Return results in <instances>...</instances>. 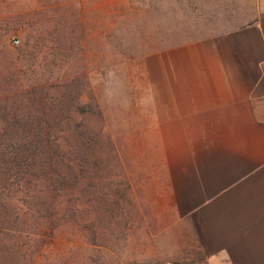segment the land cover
<instances>
[{"label": "rangeland", "instance_id": "374dc122", "mask_svg": "<svg viewBox=\"0 0 264 264\" xmlns=\"http://www.w3.org/2000/svg\"><path fill=\"white\" fill-rule=\"evenodd\" d=\"M211 1L0 0V264L162 263L148 187L183 127L156 55L208 32Z\"/></svg>", "mask_w": 264, "mask_h": 264}, {"label": "crops", "instance_id": "0c3cea01", "mask_svg": "<svg viewBox=\"0 0 264 264\" xmlns=\"http://www.w3.org/2000/svg\"><path fill=\"white\" fill-rule=\"evenodd\" d=\"M221 1L208 32L156 55L161 115L183 127L148 187L162 263L264 264V0Z\"/></svg>", "mask_w": 264, "mask_h": 264}, {"label": "trees", "instance_id": "16d2710c", "mask_svg": "<svg viewBox=\"0 0 264 264\" xmlns=\"http://www.w3.org/2000/svg\"><path fill=\"white\" fill-rule=\"evenodd\" d=\"M24 142V141H23ZM27 144H30L31 145V143L30 142H28ZM22 146V145H21ZM21 146H15V148H14V151L12 152V154L13 155H16V154H18V153H20L19 152V149L21 148ZM58 148H59V146H58ZM22 154V153H21ZM19 158H21V161L23 160V161H26L27 159H28V155L27 154H25V153H23L22 155H20V156H18ZM20 162V160L18 161V163ZM18 163H17V165H18ZM80 165H82L81 164V162H80Z\"/></svg>", "mask_w": 264, "mask_h": 264}, {"label": "built area", "instance_id": "2783aa9c", "mask_svg": "<svg viewBox=\"0 0 264 264\" xmlns=\"http://www.w3.org/2000/svg\"><path fill=\"white\" fill-rule=\"evenodd\" d=\"M162 264H174V263L173 262H170V261H165Z\"/></svg>", "mask_w": 264, "mask_h": 264}]
</instances>
